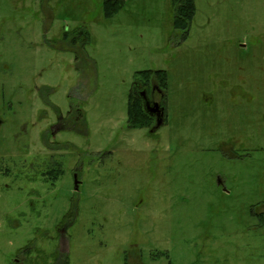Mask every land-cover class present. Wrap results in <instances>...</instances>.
I'll list each match as a JSON object with an SVG mask.
<instances>
[{"label": "rangeland", "instance_id": "obj_1", "mask_svg": "<svg viewBox=\"0 0 264 264\" xmlns=\"http://www.w3.org/2000/svg\"><path fill=\"white\" fill-rule=\"evenodd\" d=\"M173 17V0L110 18L103 0H0V264H264V0H195L185 41ZM142 70L168 73L155 135L128 123ZM34 159L60 163L54 186Z\"/></svg>", "mask_w": 264, "mask_h": 264}, {"label": "trees", "instance_id": "obj_2", "mask_svg": "<svg viewBox=\"0 0 264 264\" xmlns=\"http://www.w3.org/2000/svg\"><path fill=\"white\" fill-rule=\"evenodd\" d=\"M124 6V0H103V12L104 16L110 18L116 15ZM173 26L176 30L182 31V40L185 41L190 33V27L195 17V0H173ZM72 36L69 39V36ZM65 40L69 39L71 45L77 46V43H81L85 46L89 43L91 35L89 31L84 27L77 28L74 32H65ZM76 44V45H75ZM136 81L141 82L143 85H149L151 80H154L159 87L167 94L168 88V73L165 70H142L135 74ZM128 123L135 128H147L149 122H146L145 118L148 117L144 111L141 98L136 90V86L133 85L132 90L128 96ZM139 120H138V119ZM138 120L137 123H134Z\"/></svg>", "mask_w": 264, "mask_h": 264}, {"label": "flooded vegetation", "instance_id": "obj_3", "mask_svg": "<svg viewBox=\"0 0 264 264\" xmlns=\"http://www.w3.org/2000/svg\"><path fill=\"white\" fill-rule=\"evenodd\" d=\"M134 85L136 86V90L139 94V97L141 98L144 111L148 115V117L145 118L146 122H149V125L146 129L149 130L152 135H155L156 131L166 123V111H165V102H164V99L166 97V93L159 87V85L154 80H151L149 85H147V84L143 85L141 82L135 80ZM144 91H146V93H145V95L143 94V96H144L143 97L142 93ZM156 103L158 104V106H155ZM64 117H63V115L60 114L57 122L53 123L50 126V129H49L50 130V142L52 144L59 142L58 140L52 139V138H55L59 132L65 130V129L71 128L70 127L71 124L66 119H64ZM162 119L164 120L163 124L161 126L157 127V122L159 120H162ZM75 121L78 122V119H76ZM3 122H4V120L0 117V126L3 124ZM128 129H130V128H128ZM64 149H62V150H64ZM35 160H37V159H34V161L30 162L28 166H30L29 168H31V170H33V173H34L33 176L34 177L36 174L39 176H36L35 178L32 177L30 180L31 181H40L36 184H41V182H44V184H47L48 187L54 186L56 182L53 181V179H54L53 174H54V172L59 171L60 163L55 162V161H57V159H52L54 161L53 162V168H51V171L53 170L52 173L44 174V173L40 172V170L42 168H40L37 172L34 171V170H36V166H35L36 161ZM45 162H47V161H45ZM46 165H48V164H45V166ZM79 169L80 168L77 167L72 173V175L74 177V181H75V177L78 178V180H79V172H80ZM49 182H51V183H49ZM218 184L223 185V181L221 180V178H218ZM74 190H75V182H74ZM67 216L68 215H66L65 220L62 221V224H61L62 226L58 227L60 240H63L64 234L67 233V230H68L67 227L72 226L74 223V219L70 220L67 218Z\"/></svg>", "mask_w": 264, "mask_h": 264}, {"label": "water", "instance_id": "obj_4", "mask_svg": "<svg viewBox=\"0 0 264 264\" xmlns=\"http://www.w3.org/2000/svg\"><path fill=\"white\" fill-rule=\"evenodd\" d=\"M145 93H146V91H144V92L142 93V96H143V94L145 95ZM143 97H144V96H143ZM155 106H158V104L156 103ZM163 122H164L163 119H162V120H159V121L157 122V127L161 126V125L163 124ZM79 184H80V182H79L78 178L75 177V190H77V191L79 190Z\"/></svg>", "mask_w": 264, "mask_h": 264}]
</instances>
